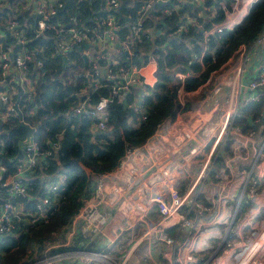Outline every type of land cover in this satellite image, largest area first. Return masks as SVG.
Returning a JSON list of instances; mask_svg holds the SVG:
<instances>
[{"label":"built area","instance_id":"1","mask_svg":"<svg viewBox=\"0 0 264 264\" xmlns=\"http://www.w3.org/2000/svg\"><path fill=\"white\" fill-rule=\"evenodd\" d=\"M154 1L169 5L170 9L164 11L166 14L178 13L183 2L200 6L204 2ZM152 2L153 0L145 2L143 13L154 10ZM118 6V0H104L102 10L105 15L100 29L81 30L73 26H48L49 18L61 7L59 0H0V10L11 7L14 12H27L37 19V36L46 28H52L58 56L63 57L72 47L84 48L82 56L92 68L74 71L71 66H67L71 78L81 79L83 76L89 84L80 88L78 96L85 98L74 108V114L94 119L93 127L99 130L106 128L108 116L105 108L111 98L122 96L135 85L140 90L135 99L126 102L125 106L145 119L146 113L142 104L145 90L156 82L157 55L149 53L150 58L146 65H131L128 68L121 66L115 57L117 44L130 58L135 56L132 51L134 42H140L143 35L150 37L147 34L148 29L143 26L142 16H139L129 24L130 35L125 40H120L117 34L119 22L114 14ZM223 8L226 15L227 7L223 5ZM180 16L181 21L172 31V35L178 36L186 31L188 25L202 29L203 51H207L208 41L214 40L216 34L231 30L235 26L223 19L204 30L190 13L181 12ZM155 18L159 19V16ZM5 25V29L12 32L16 42L24 45L26 41L16 29L15 21L7 18ZM151 35L158 36L155 31ZM259 47L262 51L258 68L248 67L252 48L248 50L240 45L235 52L233 75L227 80L224 79L218 87L205 90L206 94L200 100H191L187 109L177 113L179 117L160 125L156 133L146 141L150 142L155 156L152 188L144 193H140L142 188L129 192V195L132 194L131 201L128 195L120 198V207L113 216L117 232L107 245L120 253L122 264H126L134 257L131 255H136L137 252H141L142 256L136 264H197L199 261H202L201 264H264V111L250 113L244 124L239 122L243 107L264 102V27L253 45V48ZM37 52L41 53L42 50ZM10 59L13 60L12 64ZM29 59L30 55L26 50L22 49L14 56L11 48L0 42V123L8 122L9 116L20 110V103L34 98L36 94L39 76L37 72H34L35 76H31L27 70L26 61ZM99 60L104 62L103 66H98ZM35 65L38 68L42 63L38 61ZM148 66L152 67L151 83L141 73ZM214 73L216 71L211 74L208 82L212 81ZM167 74L181 82L187 76L176 68L167 70ZM100 81L112 83V92L110 98L100 97L92 106L88 103L90 91L101 87ZM208 82L198 89L207 87ZM197 90L184 92L180 88V105L185 107L190 96L203 92L202 89L199 92ZM32 112L31 109L30 113ZM170 123L173 125L170 126ZM172 147L176 149L168 156L177 152L182 160L181 167L170 162L168 156H164ZM58 148L59 143L53 142L49 150L42 151L38 143L30 137L21 146L22 158L17 159L13 173L4 177L6 168L0 164V188L6 194L4 202L0 204V236L10 233L16 221L28 225L48 222L57 211L60 192L67 185V175H56L55 181L45 183L43 190L48 195L40 197L32 210L25 209L21 204H14L8 198L26 197L32 180L29 175L36 171L46 156L56 152ZM138 148H127L118 162L116 170H123L125 178L136 179L130 175V161L132 152L135 153ZM2 152L1 150L0 153ZM137 160L147 161L138 157ZM111 173L92 176V180ZM94 183L93 192L83 200L71 222L61 230L57 243H46L41 254L27 264H56L64 259H71L68 264H82L91 255L97 260L109 258L103 253L101 245L98 246V251H93L82 248L84 244L77 241L78 236L103 241L100 233L103 218L99 215L93 220V213L89 211L93 210L91 202L103 201L100 192L102 184ZM255 220H258L259 228L249 231ZM131 231L135 233L130 237L128 245L125 246L126 252L122 255L124 245L117 239L123 233ZM199 253H208L209 258L206 260L194 256ZM88 260L92 261L91 258Z\"/></svg>","mask_w":264,"mask_h":264},{"label":"trees","instance_id":"2","mask_svg":"<svg viewBox=\"0 0 264 264\" xmlns=\"http://www.w3.org/2000/svg\"><path fill=\"white\" fill-rule=\"evenodd\" d=\"M104 0H59L61 7L47 22L48 26H73L81 30H99L104 18ZM119 6L114 14L119 22L118 38L125 40L130 35L129 24L142 16L143 26L148 29L150 37L142 36L140 42H134L132 51L135 56L128 54L117 44L115 57L121 66H143L149 61V53L158 56L156 65V82L147 86L142 104L146 118L133 112L125 106L126 102L135 99L139 92L138 86H131L129 92L122 96H113L107 104L105 112L108 116L104 130L95 129L94 119L74 114V108L81 99L78 92L84 85H89L83 76L68 83L66 80L67 66L78 71L90 70L88 60L82 56V48L72 47L63 57L56 54L54 31L48 27L38 36L35 21L27 12H14L11 7L0 10V42L11 48L13 55L22 49L26 50L30 59L26 61L27 70L31 76L38 73V83L34 98L21 102L20 110L9 116L8 122L0 123V164L6 168L4 177L14 172L20 145L27 135L22 121L34 128L31 139L36 141L42 151H47L53 142L59 143L56 152L46 156L36 171L29 175L31 185L26 197H9L14 204H21L25 209L32 210L40 197L48 194L43 190L45 183L55 181L56 175H67V185L60 192L59 206L48 222L23 224L16 221L10 233L0 236V264H25L24 256L39 243L38 249L46 243H53L61 230L68 225L73 216L93 192L95 183L92 176L114 172L120 158L127 148L142 146L164 123L172 121L177 113L187 109L178 101V91L197 90L211 78V74L224 65L240 45L248 50L253 48L264 27V0L254 1L247 15L231 30H225L215 35L214 40L208 41L207 51H203L204 39L202 29L188 25L186 31L173 36L172 31L181 21V12L190 13L201 24L204 30L213 24L221 22L225 17L223 0H204L202 6L183 2L178 13L166 14L168 4L152 2L154 10L142 12L147 0H118ZM227 6V5H225ZM158 10V12H154ZM213 12V14H211ZM142 14V15H140ZM155 16H159L156 19ZM7 18L16 23V29L25 39V44H19L12 32L5 29ZM152 31L158 36L153 37ZM162 32V33H161ZM41 49L42 52L37 51ZM94 59V57H93ZM40 61L41 67L35 63ZM10 63L13 60L10 59ZM98 66L104 62L99 60ZM176 68L187 76L183 82L168 76L167 70ZM101 87L90 91V105H95L100 97H109L112 83L100 81ZM23 105V106H22ZM32 109V113L30 110ZM264 111V102L248 104L242 108L240 123L246 121L250 113L258 114ZM6 194L0 188V204ZM92 241L90 238L78 236L82 244ZM76 241V242H77ZM41 245V246H40ZM26 257V256H25ZM2 261V262H1ZM202 261L197 262L201 264Z\"/></svg>","mask_w":264,"mask_h":264},{"label":"crops","instance_id":"3","mask_svg":"<svg viewBox=\"0 0 264 264\" xmlns=\"http://www.w3.org/2000/svg\"><path fill=\"white\" fill-rule=\"evenodd\" d=\"M256 0H223L222 4L227 5V12L224 17V20L226 23L232 24V26L236 25L240 20L244 18V16L247 15L248 10L251 6V4ZM213 14V12L211 13ZM262 47V46H261ZM252 48L250 50L249 60H248V67L250 69L253 67L258 68V61L261 57V51L260 48ZM236 62L235 58H230L221 68L216 70V73L212 75V80H214L213 87H218L221 82L225 79L227 80L233 75L234 71V65ZM141 73L145 77V80L148 83L153 82V75H152V67L148 66L141 70ZM218 76L219 79H217ZM73 79L72 81H74ZM224 82V81H223ZM226 82V81H225ZM70 83V82H69ZM204 91L206 90V86L203 88H200L197 90ZM150 142H146L142 145V147H139L140 149L138 152H132L131 156V173L130 175L135 176L136 179H132L131 177L125 178L123 174V170H116V172L109 174L108 176L104 177H96L95 182L101 183V189L100 192L103 196V201L101 203H94L91 202L90 206L93 207V210H90V212L93 213V220H96L97 217L100 215L103 218V221H101V229L100 233L103 237V241L107 245H109V242L114 239V234L117 232L116 228V222L114 219V212L120 207V198L123 196L128 195V199L131 201L132 194L129 195V192H133L136 189L142 188L145 192H148L152 186H151V180H152V172L155 171V166L153 167L155 156L153 154V157H148L149 154L146 152L147 148H150ZM153 153V152H152ZM138 158H145L147 161L138 162ZM167 159L170 162L176 163L178 166H182V160L178 156V153L175 152L171 156H168ZM158 159H156V162ZM115 174V175H114ZM134 231L126 232L120 235L119 239L117 241L121 242L122 245L127 246L130 240V237L134 234ZM102 241V240H100ZM88 240L87 245L90 244ZM94 245V244H93ZM84 248V246L82 247ZM85 249V248H84ZM142 256L141 252H137L134 257H132V261L134 264L138 263L139 258ZM73 264H80V263H73Z\"/></svg>","mask_w":264,"mask_h":264},{"label":"rangeland","instance_id":"4","mask_svg":"<svg viewBox=\"0 0 264 264\" xmlns=\"http://www.w3.org/2000/svg\"><path fill=\"white\" fill-rule=\"evenodd\" d=\"M19 8L21 7L20 5H17ZM67 80L69 81H72L73 80V78H71V73L70 72H68L67 73ZM219 77H221V76H218L217 77V79H219ZM214 80H212V81H210V82H208V85H207V87H206V90L207 89H210V88H212L213 87V85H214ZM206 94V91L204 90L201 94H199V95H195V96H190L191 98L188 100V102H187V100H186V106H187V104H188V107H189V103L191 102V100H200L204 95ZM186 98V97H185ZM222 110H224V108L222 109ZM182 114V113H181ZM180 115H177L176 117H179ZM176 120V119H175ZM173 123V122H172ZM171 125H173V124H171L170 123V126ZM170 126H168V127H170ZM156 133V132H155ZM159 135V134H158ZM164 135V134H163ZM150 146V148H151V144L149 145ZM142 147V146H141ZM176 148L175 147H172V148H170V150L168 151V153L166 154V155H164V156H168V155H170L171 153H172V151L173 150H175ZM140 149H138L137 150V152L139 151ZM146 152H148V154H149V156L148 157H153V153H152V150H150L149 148H147V150H146ZM137 156V155H136ZM140 193H144V190L143 189H140ZM259 228V222H258V220H255L252 224H251V226H250V228H249V231H251V230H257ZM59 236V235H58ZM58 236H57V238H56V240L53 242L54 244H55V242L57 241V239H58ZM59 240V239H58ZM90 240H92V241H90V242H92V243H90V244H88V246L87 245H85L84 244V248L85 249H87V250H93V251H98V246L99 245H101L100 246V248L103 250V253H105L109 258H107V257H104V259L105 260H103V259H96V258H94L93 257V255H91L90 257H86L87 259V261H85L84 263H82V264H85V263H87V262H90L88 259L89 258H91L92 259V261L90 262V263H88V264H122V257L120 258V253H118V252H116L115 250H113V249H110V248H108V247H106V244H105V242L104 241H102V243H101V241L99 242V241H97L96 239H92L91 237H90ZM57 243V242H56ZM39 243H37V244H35V246L33 247V249L30 251V256H28V254H26L25 256H24V261H22V263H29L35 256H39L40 254H41V252L44 250V247H41V249H38V247H39V245H38ZM94 244V245H93ZM41 246V245H40ZM125 252H126V247L124 246V251L122 252V255H124L125 254ZM198 254H195L194 256L195 257H198V258H206V260L209 258V254L208 253H202V254H200L199 253V255L197 256ZM131 256H134V254H132ZM70 260L71 259H64V260H62L61 262H58V263H56V264H68L69 262H70ZM205 260V261H206ZM2 262V261H1ZM3 264H6V262L5 261H3L2 262ZM126 264H134V262L132 261V259L130 258L128 261H127V263ZM136 264V263H135ZM194 264V263H193Z\"/></svg>","mask_w":264,"mask_h":264},{"label":"water","instance_id":"5","mask_svg":"<svg viewBox=\"0 0 264 264\" xmlns=\"http://www.w3.org/2000/svg\"><path fill=\"white\" fill-rule=\"evenodd\" d=\"M81 47L82 46H79L78 49H81ZM84 47H87V46L84 45ZM22 126L26 129L27 135H26V139L20 145H22L25 142H28L29 139H30V137H31V135H32V133L34 132V128L31 127V126H29L28 124L22 123ZM17 158H22V152H21V150H19V152L17 154ZM35 224H37V222Z\"/></svg>","mask_w":264,"mask_h":264}]
</instances>
